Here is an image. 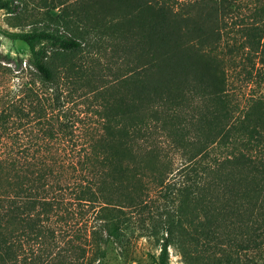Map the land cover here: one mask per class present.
<instances>
[{"label":"trees","instance_id":"obj_1","mask_svg":"<svg viewBox=\"0 0 264 264\" xmlns=\"http://www.w3.org/2000/svg\"><path fill=\"white\" fill-rule=\"evenodd\" d=\"M178 2L0 0L33 75L0 99V264H102L134 226L154 264H264V95L229 89L264 80V4L227 48L228 0Z\"/></svg>","mask_w":264,"mask_h":264},{"label":"rangeland","instance_id":"obj_2","mask_svg":"<svg viewBox=\"0 0 264 264\" xmlns=\"http://www.w3.org/2000/svg\"><path fill=\"white\" fill-rule=\"evenodd\" d=\"M53 0H48L51 2ZM60 1L55 0V5L58 7L55 13H59L61 7ZM81 0H66L67 4H74ZM199 0H180L179 3H193ZM230 2V10L224 15H220L218 18L217 26L221 32V44L222 47L232 45H242L246 43L247 32L251 31V28H255L259 22L258 17L254 16L257 8L264 4V0H228ZM36 3L41 4L42 0H35ZM38 5V4H37ZM35 6V5H32ZM9 14L6 11H0V27L3 29L13 30L10 26L11 20H9ZM227 51V49L225 50ZM29 56L28 48L18 42H12L4 37L0 36V99L2 102H6L7 99L15 97L18 94V90L22 82L31 84L33 81V75L31 71L26 68V61ZM20 62H22V70H20ZM97 62L100 65L99 73L107 75V81L111 82L115 79V75L121 67V61L113 55L111 50H108L106 54L99 55ZM109 66V67H108ZM104 67H107L109 71H105ZM259 66H257L258 68ZM9 69V70H7ZM253 82V83H252ZM252 82L247 81L243 77V73L240 70H235L231 76L230 91L233 98L238 104L244 106L248 99L254 94L264 95V80L258 79ZM85 109L84 106H79ZM78 110H80L78 108ZM170 158H174V164L178 167L180 160L176 156L175 152L170 148L165 151ZM153 202L155 206L162 204L163 199L160 195L152 194ZM159 201V202H158ZM163 205V204H162ZM154 206V207H155ZM163 207V206H162ZM162 208H160V211ZM147 227L152 226V222L147 221ZM135 235L131 236V243L125 249L112 243L109 246L108 254L105 261L102 264H154L157 256L159 255V248L155 245L152 238H148L149 232L144 228L135 227ZM137 229V230H136ZM170 263L171 264H187L180 256L176 254L173 249H170Z\"/></svg>","mask_w":264,"mask_h":264}]
</instances>
